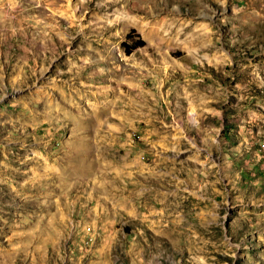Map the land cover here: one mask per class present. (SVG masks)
<instances>
[{"label": "rangeland", "instance_id": "374dc122", "mask_svg": "<svg viewBox=\"0 0 264 264\" xmlns=\"http://www.w3.org/2000/svg\"><path fill=\"white\" fill-rule=\"evenodd\" d=\"M0 264H264V0H0Z\"/></svg>", "mask_w": 264, "mask_h": 264}, {"label": "trees", "instance_id": "16d2710c", "mask_svg": "<svg viewBox=\"0 0 264 264\" xmlns=\"http://www.w3.org/2000/svg\"><path fill=\"white\" fill-rule=\"evenodd\" d=\"M132 32H133V30L131 29L130 32L127 33L126 37H129L130 36V33H132ZM142 44H143V41H141V40L138 39V41H136V43H134L131 46H128L127 52H129L132 48H135V47L140 46ZM122 45L124 46V44H122Z\"/></svg>", "mask_w": 264, "mask_h": 264}]
</instances>
